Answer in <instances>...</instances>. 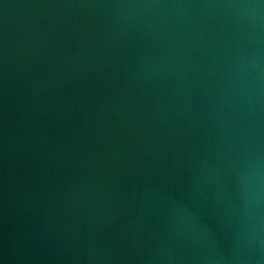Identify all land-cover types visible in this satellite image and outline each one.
Segmentation results:
<instances>
[{
	"label": "water",
	"instance_id": "95a60500",
	"mask_svg": "<svg viewBox=\"0 0 264 264\" xmlns=\"http://www.w3.org/2000/svg\"><path fill=\"white\" fill-rule=\"evenodd\" d=\"M0 264H264V0H0Z\"/></svg>",
	"mask_w": 264,
	"mask_h": 264
}]
</instances>
